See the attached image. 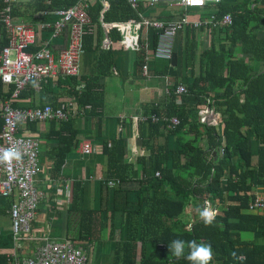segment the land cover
<instances>
[{
  "label": "trees",
  "instance_id": "1",
  "mask_svg": "<svg viewBox=\"0 0 264 264\" xmlns=\"http://www.w3.org/2000/svg\"><path fill=\"white\" fill-rule=\"evenodd\" d=\"M79 1L18 0L13 5L12 15L23 21L35 23L39 20L43 22L45 18L39 16V13L70 8ZM237 1L221 0L218 4L201 8V11L204 16L213 14L217 21L224 14L230 13L231 27L234 30L231 45L234 41H240L242 52L250 53L251 58L258 61H264V41L258 40L255 35L251 34V23L260 22L256 14L264 13V10L257 7L250 9L249 0H240L242 2L240 5L236 4ZM256 1L263 2V0ZM103 2L108 4L104 12ZM3 8H5L4 0H0V49L7 46L9 41L3 22H1ZM144 11V6L140 1L137 8H132L128 0H95L89 10L92 24L86 28L84 49L88 50L92 47L96 37L103 36V22L115 23L116 26L112 27L110 32L111 34H120V24L131 19L139 21L140 12ZM47 30L52 31V29ZM153 31L155 33H153L152 42L153 47H156L159 34L155 30ZM185 33L186 36L193 38L192 43L185 45V60L186 62L195 60L197 68L193 69L192 67L190 72L192 81L185 87L186 92L182 93L181 99L192 102L194 105L175 104L177 84L173 82L169 85L166 109L153 108L146 113L147 115L177 117L179 125L170 129L168 124L161 122L143 123L148 132L152 129L159 131L163 127L170 134L177 135V139L174 146H171L167 140L164 145L153 150L154 157L151 156V164L148 165L149 167L153 164L152 170L141 165L140 187L136 192H133L136 195V201L133 202L137 206L136 210L130 211L128 206L119 207L114 202L116 193H119L120 196L121 184L130 178L128 167L123 163L125 144L122 141L114 140L110 143L103 141L102 145L103 153L107 155V177L109 180L118 181L113 188H106V198L111 195V205L106 204L105 210L101 208V205L98 209L85 207L86 188L83 187L81 181H75L73 184L71 207L67 215V240L75 244L92 241L94 243L101 241L102 243L104 237L101 232L110 225L108 239L113 241L116 219L121 222L124 217V224L130 225L128 236L124 239L121 238L113 245L115 248L113 264H190L186 258L177 259L168 250L167 246L175 239L196 240L211 244L214 254L211 264H218L219 261L221 264H244V261L237 259L242 252L238 246L243 244L237 237L241 231H255V226L250 225L249 221L260 218L245 214V210L251 199L254 198L250 193L252 185L264 182V72L249 74L250 67L242 59L235 58L233 51L228 53L225 46L220 44L216 30L210 31L209 44L202 50H198L199 47L194 41L195 30L187 29ZM95 45V49H100L99 43ZM141 45H139L138 54L139 60H141L140 65L143 66L146 51ZM251 45L255 47L252 48ZM26 51L35 52L36 50L33 51L31 47H28ZM65 82L74 88L78 80L76 77L59 78V83ZM47 84L51 85V80L42 83L43 92L44 87L49 86ZM31 86L30 82L23 87L17 99L13 101L12 105L15 108H21L18 102L20 99L28 97ZM13 91L14 85H9L8 90L4 93L3 84L0 81V100L10 99ZM219 91L223 93L221 96H217ZM75 95L78 97L81 107L95 101L90 88L86 93L77 92ZM209 97H213L212 100L215 104L220 105L222 111L227 115L221 134L215 127H206L204 132L206 143L198 138L192 140L182 138L181 131L190 126L191 119L195 115L197 116V107L203 105ZM54 99L50 103L57 106ZM186 106L190 109H187ZM34 122H27L26 127L33 129ZM68 123L69 121L62 122L53 133L61 140V143L64 142L67 145L56 152L57 166L63 163L71 146L78 142L76 134L63 136L62 133L65 132ZM1 125L0 115V130ZM75 130L73 132H76ZM169 133L167 132L165 135L168 137ZM250 137L260 142L255 167L250 166ZM143 145L153 146V141L146 137ZM220 147L223 148L222 155H218ZM158 170L160 175L155 174ZM226 173L228 176L225 177ZM102 183L103 181L99 182L100 192ZM224 194L233 204L223 209L215 217L212 225L205 226L202 220H198L189 231L185 229L181 218L184 216L188 202L193 200L195 204L201 206L205 197L214 202L216 199L221 200ZM128 196L129 194H127ZM127 197H125L126 202L129 203ZM140 210H145V212L142 214ZM108 213H110L109 217ZM134 216H137L136 219H133ZM147 244H155V247L148 253L144 250ZM140 245L142 251L140 259H138L137 247ZM255 250L257 255H264V246L256 245ZM233 252L235 256H232Z\"/></svg>",
  "mask_w": 264,
  "mask_h": 264
},
{
  "label": "crops",
  "instance_id": "2",
  "mask_svg": "<svg viewBox=\"0 0 264 264\" xmlns=\"http://www.w3.org/2000/svg\"><path fill=\"white\" fill-rule=\"evenodd\" d=\"M93 2L95 0H92V4ZM140 2L145 10L144 12H140V19L167 23L176 20L180 14H185L191 21L187 26L181 28L175 37L173 47V54H176L175 61H172V59H155L148 55V51L151 49L145 48V63L143 64V66L147 65L145 73L143 66L140 65L139 47H127L123 43V32L121 30H119L120 34H111L110 32V29L116 26L115 23L103 22V36L96 37L94 45L88 50H83L80 60V74L76 77L78 82L74 88L66 82L59 83L60 77L67 78L59 73L57 78L50 79L51 85L47 84L49 86L44 87V92L42 83L47 81L31 82L32 86L29 88L28 97L19 100L20 109L43 108L50 105L54 109L66 108L70 115L69 119L33 120L35 121L33 129L26 127V123L32 121L21 123L19 133L35 138L38 141L40 172L34 181L36 187L42 193V200L38 204L35 217L30 225V239H16L12 233L9 214L13 199L0 198V264H16V262L24 260L31 256L32 249L44 240L72 242L67 240V215L71 207V197L75 181H81L83 187L86 188L85 207L98 209L101 205V208L105 210L106 204H112L111 195H109V198H106V188H113L118 181L109 180L107 177V155L103 153V141L110 143L111 141L119 140L125 144L123 163L128 167L130 178L121 184L122 190L120 196L119 193H116L114 202L119 207L126 205L130 211L136 210L137 206L133 203L136 201V195L133 192H136L140 187L141 165L143 164L144 167L151 168L152 170L153 164L149 167L148 165L151 164V156L154 155L153 150L158 146L164 145L167 140L171 146H174L177 139V135L170 134L163 127L159 131L152 129L148 132L146 125L143 123H147L149 120L143 122L140 121V118L141 116H151L146 113L153 108L166 109L170 84L176 82L177 87L179 85L186 87L192 81L190 72L192 67L193 69L197 68V63L195 60H189L188 62L185 60V45L193 42L192 37L186 36L185 32L187 29L195 30L196 36L194 41L199 47L198 50H202L205 46H208L210 31L216 30L220 44L225 46V50L228 53L233 51L235 58L242 59L250 67L249 74L254 75L264 72V61H258L251 58L252 55L250 53L242 52L240 50V41H234L231 45L234 33L231 27L232 23L230 25L217 23L213 26L209 21L211 13L204 16L201 9L180 11L175 7H170L166 3L152 6L144 1ZM237 2L236 4L238 5L242 3L240 0ZM249 2L250 9L257 7L260 10H264V0L262 3H258L256 0H249ZM103 6L104 12L108 4L103 2ZM39 16H41L40 13ZM41 17L45 18L44 23L50 24L54 23L57 19L54 16ZM256 17L260 22L251 23V34L255 35L258 40L264 41V23H262L264 13L256 14ZM16 19L18 22L33 28L42 23L39 20L32 23L19 18ZM197 20H201L203 23L195 27L192 22ZM128 22L122 24L125 25L126 30H129L132 36L138 35V44H142L141 46L143 47L147 43L148 48H154L152 42V36L155 33L154 29H143L135 33L134 25ZM70 35L71 29L69 28L57 37L53 36L51 30H43L38 36L36 46H32L31 48L35 51L40 46L46 44L53 51L56 63L59 64L61 52L68 46ZM96 43L101 45L100 49H95ZM251 47L254 48L255 46L251 45ZM146 56H148V60H146ZM165 71L166 73H164ZM2 84L3 92L5 93L9 85ZM89 88L92 90V94H94L95 101L85 107H81L79 99H77L78 97L74 96V94L77 92L86 93ZM176 90L175 104L180 106L182 103L187 104V106L194 105L192 102L183 101L181 99V95L183 94H178ZM222 94V91H219L217 96H221ZM212 98H207L203 105L197 107V116L195 115L191 119L190 126H187L188 128L186 127L181 131L182 138L187 140L198 138V140L200 139L206 143L204 138L206 127H215L218 133L221 134L227 115L222 111L220 105L215 104ZM53 99L56 101L57 106H53L50 103ZM3 101L0 100V106ZM187 106L186 108L190 109ZM66 121H69V123L64 130L65 132L62 133L63 136L76 134L78 142L71 146V149L66 153L63 163L57 166L56 152H59L62 147H67V145L64 142L61 143V140L54 136L55 134L53 133L62 122ZM74 130L76 132H73ZM167 132L170 134L168 137L165 135ZM146 137L151 138L153 146L143 145ZM86 140L91 142L93 150L91 153L84 154L80 151L79 147ZM249 140H251L250 166L255 167L258 160L260 142L252 137ZM222 153L223 148L220 147L218 155H222ZM141 157L142 160H140ZM158 171H156V175ZM226 176H228V173L225 174ZM100 181H103L101 192L99 190ZM250 193L254 198L251 199L246 207L245 214L259 216L260 218L249 221L250 225L255 226V231L247 230L239 233L237 238L243 244L238 246L242 252L238 255L237 259L244 261V264H264V255H257L255 250L256 245L264 246V210L249 209V205L256 198L264 199V182L252 185ZM127 194H129L128 197ZM124 196L129 198V203L126 202ZM206 201L210 202L211 207L217 211L216 216L228 205L233 204L226 194H224L221 200L216 199L214 202L205 197L201 206L191 200V202L187 203L184 216L181 218L187 231L191 229V226L196 221L201 220L197 210L203 208ZM144 212L145 210L141 211L142 214ZM109 214L108 217L110 216ZM136 217L134 216L133 219H136ZM129 229L130 225L124 224L123 217L121 222L116 219L113 241H109L108 239L110 225L101 232L106 242V248L112 249L111 260L108 264H113L114 262L115 248L113 245L121 238H126L128 231H130ZM100 243L101 241L98 243H94L93 241L87 242V244H94V247L88 250L89 261H91L92 254ZM146 246L144 250L148 253L149 250L155 247V244H147ZM141 251L140 245L137 247L138 259H140ZM218 264H221V262L219 261Z\"/></svg>",
  "mask_w": 264,
  "mask_h": 264
},
{
  "label": "built area",
  "instance_id": "3",
  "mask_svg": "<svg viewBox=\"0 0 264 264\" xmlns=\"http://www.w3.org/2000/svg\"><path fill=\"white\" fill-rule=\"evenodd\" d=\"M18 0H4L5 8L1 11V22L8 35V45L0 49V81L4 84L14 85V91L10 99H6L0 106L2 125L0 130V152L9 147H16L21 153L19 161H13L10 165L0 163V198H12L13 202L9 211L11 229L16 239H30L31 222L33 221L38 204L42 200V193L35 185V177L40 172L38 163V141L30 136L19 133V125L25 121H42L46 119H69L66 108L54 109L47 105L43 108H15L12 104L17 99L23 87L30 82L49 81L57 78L59 73L65 77H77L80 74V60L84 50V36L86 28L92 24L89 10L92 0H80L76 5L68 9L55 11H43L41 16H54L56 21L39 23L36 28L18 22L12 15L13 5ZM144 1L149 5L166 3L170 7L183 11L187 9H201L207 5H215L221 0H203L197 3L195 0H128L132 8H137L138 2ZM210 22L231 24L230 15L223 16L217 21L214 15H210ZM191 21L185 14H180L176 20L170 22L130 20L135 33L143 29H154L159 38L154 48L149 50V56L158 60H170L173 56L174 40L178 31L187 26ZM203 22H192L198 27ZM71 29L68 46L61 52L59 64L56 63L53 51L49 46H40L35 52L26 51L28 47L36 46L38 36L43 30L52 29L53 36L57 37L67 29ZM123 32V43L127 47L138 48V35H131L125 25L120 24ZM146 56V60H148ZM146 73L147 65L143 66ZM177 93L186 92L183 85L177 87ZM152 121L153 123L168 124L170 129L179 125L177 117L141 116L140 121ZM84 154L91 153L93 146L88 140L83 141L79 147ZM160 175V172H157ZM252 210H264V199L256 198L249 205ZM16 264H89V251L82 245L73 242H56L44 240L32 249L31 256Z\"/></svg>",
  "mask_w": 264,
  "mask_h": 264
},
{
  "label": "clouds",
  "instance_id": "4",
  "mask_svg": "<svg viewBox=\"0 0 264 264\" xmlns=\"http://www.w3.org/2000/svg\"><path fill=\"white\" fill-rule=\"evenodd\" d=\"M197 3H203V0H195ZM21 153L16 147H9L0 152V163L11 164L13 161L21 159ZM198 216L205 226H210L214 223L217 211L211 207L210 202H205V206L197 210ZM168 250L174 257L186 258L190 264H211L213 260V249L211 244L197 242L196 240L184 241L175 239L167 246ZM187 249V255L185 252ZM235 256V253H232Z\"/></svg>",
  "mask_w": 264,
  "mask_h": 264
},
{
  "label": "rangeland",
  "instance_id": "5",
  "mask_svg": "<svg viewBox=\"0 0 264 264\" xmlns=\"http://www.w3.org/2000/svg\"><path fill=\"white\" fill-rule=\"evenodd\" d=\"M155 10H157V9H155ZM225 15H230V14L226 13L223 16H225ZM230 17H231V15H230ZM231 21H232V17H231ZM138 47H139V45H138ZM148 54H149V52H148ZM162 124H164V123H162ZM82 245H84L83 247L87 251L91 250L94 247V244H87L85 242H83ZM111 250L106 248V242H105V240H103L102 243H100V245L96 249V251H94V253L92 254L91 261H89V263L90 264H108L111 260V257H110L112 255Z\"/></svg>",
  "mask_w": 264,
  "mask_h": 264
},
{
  "label": "water",
  "instance_id": "6",
  "mask_svg": "<svg viewBox=\"0 0 264 264\" xmlns=\"http://www.w3.org/2000/svg\"><path fill=\"white\" fill-rule=\"evenodd\" d=\"M175 60H176V54L174 53L172 56V61H175Z\"/></svg>",
  "mask_w": 264,
  "mask_h": 264
}]
</instances>
